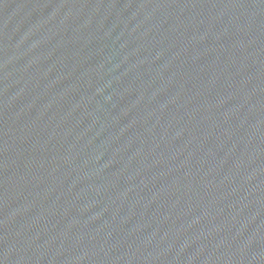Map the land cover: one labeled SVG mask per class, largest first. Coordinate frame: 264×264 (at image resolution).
Returning a JSON list of instances; mask_svg holds the SVG:
<instances>
[{
	"label": "water",
	"instance_id": "95a60500",
	"mask_svg": "<svg viewBox=\"0 0 264 264\" xmlns=\"http://www.w3.org/2000/svg\"><path fill=\"white\" fill-rule=\"evenodd\" d=\"M0 264H264V0H0Z\"/></svg>",
	"mask_w": 264,
	"mask_h": 264
}]
</instances>
